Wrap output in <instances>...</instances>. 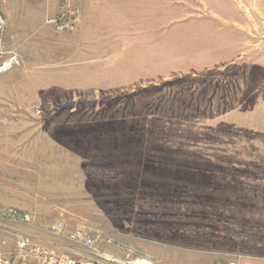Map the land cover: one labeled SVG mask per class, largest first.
Here are the masks:
<instances>
[{
    "label": "rangeland",
    "instance_id": "1",
    "mask_svg": "<svg viewBox=\"0 0 264 264\" xmlns=\"http://www.w3.org/2000/svg\"><path fill=\"white\" fill-rule=\"evenodd\" d=\"M89 4L85 37L82 0H0L22 59L0 75V207L35 219L0 253L17 232L70 252L59 218L155 264H264V0Z\"/></svg>",
    "mask_w": 264,
    "mask_h": 264
},
{
    "label": "built area",
    "instance_id": "2",
    "mask_svg": "<svg viewBox=\"0 0 264 264\" xmlns=\"http://www.w3.org/2000/svg\"><path fill=\"white\" fill-rule=\"evenodd\" d=\"M79 15V8L63 9L60 15L48 22L52 23L59 33L75 30ZM7 23L5 12L0 7V75L22 65V59L16 49L5 48ZM35 110L37 114L41 113L38 106ZM34 220L30 212L12 207H0V238L2 232L13 230L16 233L18 226L33 224ZM47 230L56 238L66 240L71 245L70 252H59L47 248L34 242L29 235L17 232L14 255L6 256L0 253V264H147L148 260H151L128 246L122 247L123 255L111 252L106 246H120L111 236L96 232L87 226L68 231L63 219L51 221L47 225ZM238 257L217 260L213 264H239Z\"/></svg>",
    "mask_w": 264,
    "mask_h": 264
},
{
    "label": "crops",
    "instance_id": "3",
    "mask_svg": "<svg viewBox=\"0 0 264 264\" xmlns=\"http://www.w3.org/2000/svg\"><path fill=\"white\" fill-rule=\"evenodd\" d=\"M91 2H92V0H82V4H83L82 16H81V22L79 25L80 33H83V34H81V36L88 35V31L90 30V24L92 26V30L93 31L96 30L95 23L93 22L96 13H91V11H93L92 9H90L89 3H91ZM85 37H87V36H85ZM239 264H241V263H239Z\"/></svg>",
    "mask_w": 264,
    "mask_h": 264
},
{
    "label": "bare ground",
    "instance_id": "4",
    "mask_svg": "<svg viewBox=\"0 0 264 264\" xmlns=\"http://www.w3.org/2000/svg\"><path fill=\"white\" fill-rule=\"evenodd\" d=\"M147 264H155L154 262H152L151 260H148Z\"/></svg>",
    "mask_w": 264,
    "mask_h": 264
}]
</instances>
